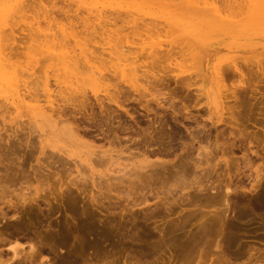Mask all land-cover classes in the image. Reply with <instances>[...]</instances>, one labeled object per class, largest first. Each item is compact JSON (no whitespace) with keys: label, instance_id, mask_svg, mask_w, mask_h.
<instances>
[{"label":"bare ground","instance_id":"1","mask_svg":"<svg viewBox=\"0 0 264 264\" xmlns=\"http://www.w3.org/2000/svg\"><path fill=\"white\" fill-rule=\"evenodd\" d=\"M173 1L61 0V3H66L76 17L83 21V29L79 31L77 28L80 25L77 26L72 21L57 22L53 16L55 11L49 8L51 4L55 6L53 0H0V108L4 107V111H0V123L6 122L8 118L13 121L22 117L35 122L36 125L32 124L30 129L39 132L37 137L34 136L38 139L28 140L27 133H24L26 137L23 136V139L29 141V158L36 152L45 155L47 144L53 143L55 138H62L63 134L75 140L80 137L79 132L70 126L67 129L58 127L64 114L61 113L60 102L66 105L72 100L84 98L89 91L99 97V92L102 91L106 93L107 101L118 103L116 98L119 94L116 96L113 92H121L124 87L120 84L118 86L119 81L115 84L111 81L123 79L122 81L138 91L147 82V73L156 68L161 73L166 72L172 65L171 72L191 71L188 77L182 79H177V74L176 82L188 89L189 93V89L195 87L197 95L194 93V96L197 97H194V107L201 106L197 113L208 112L210 116V121L207 122L208 120L202 118L204 115L185 114L178 109L177 104L171 102V108H176L172 110L174 116H170L177 127L173 135L174 141L175 137L178 139V145L173 140H163L164 137L159 139L154 128L156 121L153 120L154 129L150 128L152 125L149 128L155 130L154 134L152 131L148 132L147 127V130L144 129L147 133L141 134L140 139H130L132 135H128L129 140L120 139L121 136L112 130L111 133L116 136L110 137L113 138L110 142L114 144L117 140L119 144H116L120 148L109 146L110 149H103V144L97 153L89 149L86 158L72 160L78 173L73 178L69 177L74 173V166L70 164L73 167L71 171V167H66L68 164L64 157L60 159V152L63 150L50 151L42 159L44 162H40L41 157L38 154L36 157L34 155L37 165L29 162V187L21 188L20 192L7 199L4 194L8 189L2 181L7 180L14 184L18 176L14 177L16 173H11L13 176L1 175L0 264H53L51 260L54 264H119L121 254L127 250L136 254L132 253V258L137 255L147 258L153 257V253L156 254L157 250L163 248L172 252L168 262L164 264H202L208 249L215 250L216 253L212 264H264V59L255 61L250 54L253 61L240 63L237 61L239 55L236 58L227 55L238 53L239 50L247 52V48L264 47V0H254L251 3L246 0L251 9L248 25L227 18L220 8L221 0H183L191 8L195 7L197 13L201 14L198 17L177 12ZM153 7H157L155 9L159 12L146 10ZM191 8L188 10L191 11ZM118 11H126L129 13L127 18L131 17L124 20L126 26L121 30L115 29L118 21L114 15ZM135 13L140 17H134ZM145 17L162 19L165 28L179 32V37L189 40L187 43L192 39L198 41V46L192 48L191 43L187 44V48L182 47L175 51V42L165 43L161 37L162 29H156L157 25L152 22L140 21ZM130 36H134L136 41H131L128 38ZM262 50L264 52L263 48ZM256 54L262 53L255 52ZM140 57L151 60L150 69L147 64H139ZM42 60L47 61V64ZM40 61L44 66L37 67ZM157 80L155 79L156 82ZM126 89V92L129 91ZM185 95L183 100H189L191 95L188 94L187 99ZM194 98L190 100L193 102ZM114 111L110 113L113 118ZM215 112L219 114L216 120L213 117ZM159 113V116L164 115V112ZM106 115L108 121L109 117ZM209 123L211 127L207 128ZM249 125L257 130L250 131ZM18 126H11L12 134L18 133ZM46 126L50 127L49 133ZM127 126L130 125L127 123ZM120 128L124 130L125 127ZM163 131L162 134L167 132L164 129ZM129 132L131 133L130 130ZM129 132L126 133L125 130L126 135ZM12 134L7 136L8 140L13 138ZM100 134L103 136L101 132L98 136ZM3 138L7 140L2 136L0 141ZM17 138L19 139L18 136ZM130 140L133 141L137 154L130 152V156H127L125 151H129L132 146L125 145L124 148L122 143H129ZM179 140H182L181 143ZM2 144L0 164L8 161L3 148L6 145L4 142ZM9 145L11 150L13 145ZM84 145L92 147L89 144ZM193 146L196 147L197 156L191 155ZM119 152H125L126 155L120 157ZM238 153L241 156L236 157ZM92 155L95 158H91ZM137 155L144 157L139 163L132 161ZM57 156L59 160L53 162L51 159ZM126 156L128 159L125 160ZM67 157L71 156L68 154ZM257 159L263 160V163L256 164ZM116 165L117 168L114 167ZM99 167H106V170H99ZM2 176H5L4 180ZM90 184L100 188L99 184H107L104 187L107 195L104 192L102 194L109 200L108 198H114L111 195L114 193L115 202L121 200L122 205L123 202L126 203L123 206L127 208L128 215L134 213L131 211L133 207H144L145 212L142 211L146 221L154 219L156 211L159 210L158 203L168 210L167 216L169 212L172 214V210H175L173 208L179 203H185L186 206L189 204L194 209L186 210L187 212L180 215L181 218L176 217V221L167 222L164 218L161 219L167 223L155 227V231L140 232L134 221L130 225L127 224L131 222L127 221V226L117 227L115 221L111 220L113 217L107 223L84 207L78 214L80 220L75 226L59 224L57 229H51L52 225H49L50 230L47 229L46 232L31 235L29 231L31 234H20L27 229L23 217L29 218L33 214L34 206L40 209L42 215L46 213L43 216L47 218L54 214L49 196L55 192L67 196L66 210L74 215L72 204L80 195L88 192ZM92 189L89 190L91 194ZM191 190H194L193 194ZM76 192L79 194L76 195ZM96 194L94 195H101L100 192V195ZM95 196L91 199L94 202L98 201ZM156 199L154 203L151 202ZM110 201L112 204V199ZM99 202L100 200L96 202L97 205ZM100 203L102 208L98 207L103 209L104 201ZM114 207L116 210V205ZM109 208H106L108 213L115 211L110 209V212ZM157 214L162 217L161 213ZM8 221H14V224L7 223ZM196 223L197 226L194 227ZM250 224L254 226L249 228ZM156 234L159 236L156 237ZM249 236L254 238L246 240L245 237Z\"/></svg>","mask_w":264,"mask_h":264},{"label":"rangeland","instance_id":"2","mask_svg":"<svg viewBox=\"0 0 264 264\" xmlns=\"http://www.w3.org/2000/svg\"><path fill=\"white\" fill-rule=\"evenodd\" d=\"M225 1V2H224ZM228 1H229V3H228ZM241 1V2H240ZM254 0H248V2H253ZM53 2H55V6H52L53 4H51V6L49 7V8H53V12H54V14H53V16L56 18V20H57V22H62V20H63V22H68V21H72V22H74L77 26L78 25H80L79 26V28H77V30H79V31H81L82 29H83V25H82V20L81 19H78L77 17H76V15H75V13H74V11L66 4V3H64V2H62L61 3V0H53ZM56 2H58V3H56ZM59 2L61 3V4H59ZM231 2H233V4L231 3ZM64 3V4H63ZM183 2V0H174L173 1V5H174V8H175V10L177 11V12H179V13H182V14H187V15H191V16H194V17H198V16H200L201 14H199V13H197V11H196V9H194L195 7L194 6H192V8H191V6L189 5V4H186V3H184ZM225 3H226V6H225ZM231 3V4H230ZM235 3V4H234ZM67 6H66V5ZM230 4V5H229ZM238 4V5H237ZM243 4V5H242ZM63 5V6H62ZM219 5H220V8H222L221 10H222V13L227 17V18H229V19H233V20H235V21H237V22H241V23H244V25H248V21H249V18H250V16H251V9H250V4L249 3H247V1L246 0H221V2L219 3ZM224 5V6H223ZM232 5V6H231ZM57 6V7H56ZM231 6V7H230ZM233 6H234V8H233ZM237 6V7H236ZM239 6V7H238ZM69 7V8H68ZM189 7V8H188ZM235 7L237 8V9H235ZM155 8H157V7H153V8H147L146 10H148V11H153V12H159V10H157V9H155ZM191 8V11L192 10H194V11H189L188 9H190ZM248 8V9H247ZM55 9V10H54ZM68 9V10H67ZM224 10V11H223ZM250 10V11H249ZM62 11V12H61ZM59 13H61L60 15H59ZM63 13V14H62ZM55 14H57V15H55ZM139 14H141V13H139ZM59 15V16H58ZM129 15V13H127L126 11H118L117 13H115V15H114V17H117V25L115 26V29H117V30H121V29H124V27L126 26V22H124V20H129V19H131V17H128L127 18V16ZM235 15H236V17H235ZM80 17V16H79ZM134 17H140V15H138L137 13H135V15H134ZM234 17V18H233ZM75 18V19H74ZM61 19V20H60ZM156 19V20H155ZM155 19H151V18H149V17H145V18H143V19H141L140 21H144V22H152L153 23V25H157V27H156V29H162L163 31H162V38L165 40V43H168V42H170V41H174L175 43H174V47L176 48L175 49V51H179L182 47H186L187 46V44L189 45V44H191L192 43V48H195L196 47V45L198 46V41H196V40H191L190 42H188L187 43V41H189V40H185V39H182L181 37H179V32H175L173 29H171V28H165V25H164V23H162V19H160V18H155ZM79 22H81V23H79ZM121 22V23H120ZM124 33H125V31H123ZM169 34V35H168ZM128 38H130V40L131 41H133V42H135L136 41V39H135V37L134 36H130V37H128ZM132 38H133V40H132ZM98 40H100L99 38H98ZM183 42H182V41ZM178 41V42H177ZM193 41L194 42H196V43H193ZM124 42H126V41H124ZM181 42V43H180ZM74 42H72V44H73ZM176 43H177V45H176ZM180 45H179V44ZM195 44V45H194ZM184 45V46H183ZM134 46V45H133ZM169 48H171V47H169ZM168 48V49H169ZM187 48V47H186ZM262 48L264 49V47H253V48H250V49H246V51L247 52H242V50H239V52L238 53H232V54H227L228 56L229 55H231V56H234L233 58H236V57H238V55L240 56V57H238L239 59H237V61L238 62H242V63H246V62H250L251 60H252V58H250V56L251 57H253V59H255V61H257V60H262V59H264V52H263V50H262ZM262 52H261V51ZM136 52V51H135ZM255 52L257 53V52H259V53H262L261 55L260 54H256L255 55ZM251 54V55H250ZM249 56V57H246V56ZM254 55V56H253ZM242 56H244L245 57V59L242 57ZM43 58V57H42ZM244 59V61H243V59ZM249 58H250V60H249ZM140 59L141 60H139V64H147L148 65V69H150L151 67H150V59L148 58H145V57H140ZM248 59V60H247ZM41 60V59H40ZM44 60V59H43ZM42 60V61H43ZM230 60V59H229ZM242 60V61H241ZM42 61H40L39 63H38V65H37V67H42V66H44V65H42ZM147 61V62H146ZM246 61V62H245ZM253 61V60H252ZM43 63L44 64H47V61L45 62V61H43ZM41 64V65H40ZM173 68V65L170 67V68H167L165 71L166 72H159L158 71V68H156L157 69V71H156V69L155 70H152V71H149L148 73H147V76H148V80H147V82L145 83V85H144V87L143 88H141V90H135L132 86H130L128 83H126L125 81H122L121 79H118V80H113V81H111V83L113 82L114 84L115 83H118V81H119V83H118V86L120 87V85H121V87H124V88H122L123 89V91H119V92H113L114 94H116V96H117V98H116V101H118V103H115V102H113V101H111V102H109V101H107V95H106V93L105 92H102V91H100L99 92V97H96V95H94L93 94V92H91V91H89L87 94H86V96L84 97V98H78V99H75V100H77L76 102H75V100H72V101H70V103H67L66 105H63V104H65V103H63V102H60L59 103V105H60V110H61V113L63 114L62 115V117H61V123L59 124V128H61V127H65L66 129L67 128H70V127H72V128H74L75 130H76V132L79 134V138L78 139H74V138H72V137H70V136H68V135H66V134H63V137L62 138H55L54 139V142L53 143H49V144H47V146H46V154L44 155V154H40L39 155V153L38 152H36L35 154H33L32 156H33V158H32V156L29 158V141H26L25 139H23V136L24 137H28V140H30V141H36L38 138H35V137H37L38 136V134H39V132L38 131H33L32 129H30V127H32V124H34V125H36L35 124V122L34 121H32V120H30V119H28L27 117H22V118H16V119H14L13 121H10L9 120V118H8V120L6 121V122H1L0 123V137L2 138V136L3 137H5V138H7V136L8 135H11L13 132V130L11 129V126H14L15 128H16V126H17V124L19 125L18 127H17V132L18 133H15L16 135H14V134H12V136H13V138L11 137L10 139L11 140H13V141H11V140H8V138H7V140H4V138H3V140H1L0 141V144H2V142H4V145H6V146H4L3 148H4V150H6V152L5 153H7V154H5L4 153V155H6L7 157V159H8V161L7 160H5V162H3V164L1 163L0 164V176L1 175H11V173H16L15 174V178H16V176H18L17 178L18 179H16V181L14 182V184H11V183H8V181L7 180H4V177L5 176H2L3 177V179L2 180H4V181H2V184H4V185H6L7 186V189L8 190H6V192H5V194H4V196H5V199H7V198H9V196H14V194L16 195V192L18 193V192H20L21 191V188H24V187H29V162H31V164L33 165H37V162H36V158H34V155H35V157L37 156V154H38V156H39V158H40V162L42 161V162H44L45 160H42V159H45V157L44 156H46L47 155V153H48V155H49V153H50V151H52V152H58L60 149L61 150H63V151H61L60 152V154H62V157H60V154L58 155L59 157H60V159H62L63 157V159H65L66 160V163L68 164V165H66V167L68 166L69 168L71 167V169H69V170H71L72 171V169H73V167L72 166H70V164L71 165H73L74 166V168H75V163H74V161H72V160H79L80 158H86L87 157V154H88V151H89V149L90 150H92V151H94L95 153H97L98 151H100L101 149H99L103 144V146L101 147V148H103V149H110V147L109 146H116L115 148L116 149H118V148H120L119 146L120 145H117V144H119L118 143V141L116 140V142L114 143V142H112V143H114V144H111V142H110V140H112L116 135H118V136H121L120 137V139H125V140H129V137H130V135H132L131 137H130V139L133 137V139H135L136 137H137V139H140V135L142 134V135H145L146 133H147V131L149 132V131H152V129H156V132H157V134L159 135H156V133H155V135L156 136H158L159 137V139L160 138H162V137H164V138H162L163 140H166V141H169V139L170 140H173V142L176 144V145H178L179 144V142H178V139L175 137V140L176 141H174V129L175 128H177L176 126H175V124L173 123V120L171 119L172 117L170 116V115H172V116H174V113H173V111H174V109H176V108H174L173 106H172V108H171V102L172 103H175V104H177V107H178V109H180L181 111L183 110V112L186 114H192V113H194V115H200V116H202V115H204V116H202V118L204 119V120H208L207 122H209L210 120H209V113L208 112H201V113H197L198 111H197V109H199L201 106H197V107H194V105H195V98L197 97H195L194 95L196 94L197 95V93L195 92V87H192V88H190L189 89V91H191V93H189L188 92V89H186L185 87L183 88L179 83H177L176 82V78H175V76L177 75V74H179V76L177 77V79L179 78V79H182V78H185V77H188L189 76V74L191 73V71H185L184 73H179V72H177V71H170V69H172ZM158 72V73H157ZM37 73H39V72H37ZM155 73H157L158 75H155ZM166 73V74H165ZM170 75H169V74ZM160 74V75H159ZM162 75V76H161ZM167 75V76H166ZM152 76V77H151ZM157 77H159V78H157ZM152 78H154V79H152ZM162 79V81H161V79ZM167 78V80H165ZM155 79H160L159 81H161V82H159L158 80H157V82H158V84H157V82L155 81ZM154 82H153V81ZM150 81V82H149ZM165 81H166V83H165ZM122 82V83H121ZM156 82V83H155ZM176 82V83H175ZM112 83V84H113ZM155 83V84H154ZM120 84V85H119ZM150 84V85H149ZM177 84V85H176ZM123 85H125V86H123ZM157 85H159V86H157ZM162 85V86H161ZM127 86V87H126ZM164 86H166L165 88H163ZM111 89H113L112 87H110ZM127 88V89H126ZM129 88V89H128ZM183 88V89H182ZM121 89V90H122ZM124 89H126V90H129V91H125ZM180 89H181V93H183L184 91V93L183 94H181L180 93ZM186 89V90H185ZM192 89H194V90H192ZM184 90V91H183ZM125 91V93H122V92H124ZM183 91V92H182ZM188 92V94H192V92H193V96L191 95V97L190 98H188L189 97V95L188 94H186L185 95V93H187ZM174 94H173V93ZM102 93V94H101ZM122 93V94H121ZM195 93V94H194ZM113 94V95H114ZM122 97H121V96ZM166 95V96H165ZM175 96L174 98H175V100H174V98L172 97V96ZM184 95H185V97H186V99L188 98L189 100H183V99H185L184 98ZM187 95H188V97H187ZM128 96H129V98H128ZM165 96V97H164ZM101 97V98H100ZM166 97H167V99H166ZM171 97V98H170ZM195 97V98H194ZM85 98H86V100H85ZM104 98V99H103ZM107 98V99H106ZM162 98H164V99H162ZM191 98H194V100H193V102L190 100ZM88 99V100H87ZM100 101H99V100ZM171 99V100H170ZM81 100H82V102H81ZM85 100V101H84ZM162 100H164V101H162ZM162 101V102H161ZM169 103H168V102ZM102 102V103H101ZM120 103V104H119ZM164 103V104H163ZM168 103V104H167ZM190 103V104H189ZM193 103V104H192ZM122 104H123V106H122ZM186 105V106H185ZM151 108V109H148L149 107ZM164 106V107H163ZM170 106V107H169ZM183 108H182V107ZM191 106V107H190ZM192 106H193V108H192ZM204 106V105H203ZM108 107H109V109H111V110H109L108 109ZM146 107V108H145ZM161 107V108H160ZM187 107V108H186ZM63 108V109H62ZM171 108V109H170ZM4 111V107H2V108H0V111H2V110ZM159 109V110H158ZM194 109H195V111H194ZM107 110H109V111H107ZM115 110V111H114ZM148 110V111H147ZM149 110H150V112H149ZM173 110V111H172ZM187 110H189L190 112L188 113V112H186ZM193 110V111H192ZM63 111V112H62ZM110 111H112V112H110ZM113 111L116 113V111H117V113L115 114L114 113V115H112V116H114L115 118H113V117H111V115H110V113H113ZM162 111V112H161ZM107 112V113H106ZM158 112H160V113H163L164 115H158ZM156 113V114H155ZM159 113V114H160ZM172 113V114H171ZM206 113V114H205ZM108 115V117H109V120L107 121L106 120V118L107 117H105V115ZM147 114V115H146ZM202 114V115H201ZM106 115V116H107ZM110 115V116H109ZM116 115V116H115ZM156 115V116H155ZM167 115H169V116H167ZM193 115V114H192ZM150 118H148V117ZM218 116H219V114L217 113V112H215L214 113V115H213V117H214V119L216 120L217 118H218ZM155 117H156V119H155ZM164 118V120H163V118ZM168 117V119L166 120V118ZM2 116L0 115V120L2 121ZM67 120H66V119ZM69 118V119H68ZM155 120H154V119ZM158 118H160V120L158 119ZM161 118H162V120H161ZM112 119V120H111ZM149 119V120H148ZM169 119H171V120H169ZM70 120V121H69ZM151 120V121H150ZM152 120H153V122L154 121H156L155 122V127H154V123L152 122ZM68 121V122H67ZM120 121H121V124H120ZM123 121V122H122ZM150 121V122H149ZM158 121H161V122H158ZM167 122V125L165 126V123ZM169 121V122H168ZM69 124H67V123ZM71 124H70V123ZM119 122V123H118ZM125 122V123H124ZM148 122V123H147ZM153 124H152V123ZM164 122V123H163ZM22 123V124H21ZM127 123H128V125H130V126H127ZM168 123H169V125H168ZM1 124H3V125H1ZM14 124V125H13ZM120 124V126L119 127H117L118 125ZM123 124H126V126L127 127H130V128H127L126 126H124ZM164 126V127H162V125ZM123 125V126H122ZM132 125V126H131ZM149 125H152L150 128H152V129H150L149 128ZM173 125V126H172ZM7 126H8V128H7ZM66 126H68V127H66ZM70 126V127H69ZM134 126V127H133ZM188 126H190L189 124H188ZM191 126H192V124H191ZM120 127H125V128H127V129H129L130 131H131V133L129 132V130H127V129H125L124 128V130H121V128ZM132 127V128H131ZM146 127V128H145ZM147 127H148V129L149 130H147ZM154 127V128H153ZM167 127V128H166ZM172 127V129H170ZM211 127V124L209 123V125L207 126V128H210ZM24 128V129H23ZM46 130L48 131V133L50 132V127L49 126H46ZM161 128H163L165 131H167V132H165V133H163L162 134V131H163V129H162V131L160 132V130L159 129ZM166 128V129H165ZM6 129H8V130H6ZM11 129V130H10ZM73 129V130H74ZM120 130L119 132H117L118 130ZM133 129H136L138 132H140V134L138 133V132H135V130H133ZM144 129H146V130H144ZM78 130V131H77ZM113 130V132H115L116 133V135H114L113 134V132L111 133V131ZM125 130H126V133H127V131L129 132V134H125ZM134 132H133V131ZM184 130V129H183ZM249 130L250 131H252V132H254V131H256L257 129L254 127V126H250L249 125ZM103 131H105V133H103ZM108 133H110V134H108ZM124 131V132H123ZM143 131V132H142ZM154 132H155V130H153ZM152 131V134H154V132ZM172 131V132H171ZM12 132V133H11ZM32 132V133H31ZM83 132H84V134H83ZM86 132H88V133H86ZM102 133L103 134V136L100 134V136H98V134L99 133ZM144 132H146V133H144ZM164 132V131H163ZM27 133V135L25 136V134ZM37 135H36V134ZM138 133V134H137ZM160 133L163 135H160ZM29 134H30V136H29ZM35 134V135H34ZM82 134V135H81ZM89 134V135H88ZM106 136H105V135ZM109 136H108V135ZM134 134V135H133ZM136 134L137 135H139V136H136ZM164 134H165V136L167 137H165L164 136ZM2 135V136H1ZM31 135H33V136H31ZM85 135V136H84ZM86 135H88V136H86ZM113 135H114V137H113ZM125 135V136H124ZM128 135H129V137H128ZM17 136L19 137V139L17 138ZM35 136V137H34ZM127 137V139L126 138H123V137ZM171 136V137H170ZM29 137H30V139H29ZM33 137H34V139H33ZM109 137V138H108ZM110 137H113V138H110ZM141 137H144V136H141ZM32 138V139H31ZM106 140H105V139ZM183 138H185V137H183ZM183 138H182V140H183ZM161 139V140H162ZM16 140V141H15ZM26 142H25V141ZM181 140V141H182ZM69 141V142H68ZM88 143H87V142ZM180 141V140H179ZM181 141H180V143H181ZM12 142V143H11ZM25 142V143H24ZM110 142V143H109ZM133 141L132 140H130L129 141V143L127 142H123L121 145H122V147H124L125 148V145H130V146H132L131 147V149L129 150V151H125L126 152V154L128 153V155L127 156H130V152L131 153H133V154H137L136 152V150L134 149L135 147V145H133V143H132ZM162 142H164V141H162ZM9 143L10 144H12L13 145V147H12V149L11 150H9L10 149V147H8V146H10L9 145ZM15 143V144H14ZM22 143V144H21ZM27 143V144H26ZM93 143V144H92ZM106 143H109V145H107ZM117 143V144H116ZM84 144H89V145H91L92 147H89L88 145H84ZM106 144V145H105ZM3 145V144H2ZM22 145V146H21ZM27 145V146H26ZM95 145V146H94ZM101 145V146H100ZM97 146V147H96ZM96 147V148H95ZM194 147V146H193ZM8 148V149H7ZM113 150H116L114 147H111ZM195 148V149H194ZM194 148H192L191 150L193 151L192 152V154L191 155H193V154H195L194 156H197V151H195L196 150V147H194ZM194 149V150H193ZM9 150V151H8ZM98 150V151H97ZM134 152H133V151ZM190 150V151H191ZM125 152H123V153H121V152H119L120 153V157L122 156H125L126 154H125ZM119 153L117 154V153H114V154H116V155H119ZM70 155L71 157L70 158H68L67 157V155ZM123 154V155H122ZM241 156V154L240 153H238V154H236L235 156L236 157H238V156ZM58 156L57 157H55L54 159L52 158L51 160L53 161V162H55L57 159L59 160V158H58ZM126 156V158L124 157V159L126 160V159H128V157ZM193 156V157H194ZM91 158L93 157V158H95V156L94 155H92V156H90ZM75 158V159H74ZM140 158V159H139ZM144 159V157H142L141 158V156L139 157L138 155H137V158L136 159H134V160H132V161H135V162H141L142 160ZM65 160L63 161V162H65ZM68 160H70V162H67ZM141 160V161H140ZM154 160V159H153ZM33 161V162H32ZM50 161V160H49ZM39 162V161H38ZM84 164H86L85 162H83ZM259 163H263V160H259V159H257V163L256 164H259ZM117 166L118 165H116V166H114L115 168H117ZM82 166H80V169H82L81 168ZM113 167V169H115ZM106 167H99L98 169L99 170H106L105 169ZM22 169H25V170H22ZM83 170V169H82ZM7 171H8V173H7ZM22 171H24V172H22ZM73 174L69 177V178H73V177H75L78 173H77V168H75V169H73ZM7 173V174H6ZM96 173H98V171H96ZM14 175V174H13ZM13 175H11V176H13ZM1 177V178H2ZM65 177V176H64ZM106 178V177H105ZM100 186H101V188L99 187V186H97V185H95L94 187L90 184V188L88 187V189L90 190V189H92V188H94V190L92 189V194H91V192L88 190V192H86L85 194H82V195H80L79 197H78V199L77 200H75V202L72 204L73 205V207H74V209H75V214L73 215H71L67 210H66V205H67V203L68 202H66L67 201V196L66 195H64V196H61L60 194H58V193H54V195H52V196H49V200H50V204H51V207H52V209L54 210V214L52 215L51 214V216H49V218H47V216H43V215H45L46 213H43V215H42V212H40V209H38L36 206H34L33 207V214L28 218V216H25V217H23V220H25V223H26V227H27V229L26 230H22V232L20 233L21 235H24V234H27V233H29V231L32 233H29V234H31V235H33L34 233H39V232H46V230L48 229V230H50L49 229V227L51 228V229H57L58 228V225L59 224H62L63 226H75L77 223H78V221L80 220V216L78 215L83 209H84V207L86 208V210L88 211V212H90V213H93V214H95V215H97V217L98 218H100V220H105L106 222L107 221H109L110 219H111V217H113V219H111V220H113V221H115L114 222V224L117 226V227H119V226H122V227H124V226H127V225H130V224H132V222L134 221L135 223H136V225H137V230L138 231H140V232H144L145 230H153V231H155V227H161L162 225H164V224H166L168 221H176V220H178L177 218L179 217V218H181L180 217V215L182 216L183 214H184V212L187 210V211H189L190 209L191 210H193L194 209V207L193 206H189V204H188V206H186V204L184 203V204H182V205H180L181 203H179V205L178 206H176V207H174L173 209H175L174 211L172 210V214L169 212V216H167V209H163V207L165 208V206L163 205V204H159L158 203V209L160 210H157L156 212L157 213H161L160 215L162 216L161 218H160V216H158L159 214H157L156 213V216H158V217H154V219L152 218H150V220L148 219V221H146V219H144V214H143V211L145 212V210H144V207L142 208L141 206H136V207H133L132 208V210L131 211H133L134 213L133 214H130L129 212V215L127 214V208H125L124 206H125V204L126 203H124L123 201V205H122V203H120L121 202V200H120V202H119V200L117 201V202H115L116 200V195L114 194V193H111V195L113 196L114 195V198L113 197H111V198H108L109 200H107L106 198H105V196H104V194L105 195H107V193H105V191H106V189L104 188L107 184H103V185H101V184H99ZM97 186V187H96ZM99 187V188H98ZM102 188H104V191H103V189ZM101 189H102V191H101ZM20 190V191H19ZM192 192V194H193V191L194 190H191ZM98 192V193H97ZM99 192L101 193V195H103V196H101L100 194H99ZM104 192V194H102ZM107 192V191H106ZM98 194V195H100V196H95L94 194ZM79 194V192H76V195H78ZM96 194V195H97ZM85 195L86 196H88L89 195V197H85ZM83 196L85 197L84 198V200L82 199L83 198ZM92 196H95V198L96 199H98V201L100 200V202L101 201H104V205H103V209H101L102 207V204L99 202V205H97V203H98V201H96V202H94V201H92L91 199H92ZM98 197V198H97ZM101 197H102V199H101ZM103 197H104V199H103ZM112 199V204H110L111 203V200ZM115 201H114V200ZM110 201V202H109ZM114 201V202H113ZM155 201H157V199L156 200H153V201H151L152 203H154ZM94 203V204H93ZM114 203H117V204H115L116 205V210L114 209L115 207V205H113ZM101 204V205H100ZM109 204V205H108ZM120 204L123 206H121L120 207ZM106 205H107V207H106ZM111 205H113V210H115V211H113L112 210V206ZM119 205V206H118ZM161 205H162V207H161ZM98 206H100V207H98ZM109 206H110V208H109ZM118 206V207H117ZM143 206V205H142ZM44 207V206H43ZM121 209H120V208ZM155 207V206H154ZM160 207H161V209H160ZM106 208H109V210H110V212H112V213H108L107 212V210L108 209H106ZM123 208H125L124 210H123ZM142 208V209H141ZM186 208V209H185ZM45 209H47V208H45ZM89 209V210H88ZM118 209V210H117ZM134 209V210H133ZM202 209H204V210H207L206 208H203L202 207ZM102 210H104V211H102ZM121 210H122V212H121ZM143 210V211H142ZM147 210V209H146ZM167 210V211H166ZM101 211V212H100ZM106 211V212H105ZM126 211V212H125ZM142 211V212H141ZM180 211V212H179ZM186 211V212H187ZM47 212V211H46ZM136 212V213H135ZM162 212H165V213H162ZM109 215H108V214ZM114 213H116V214H114ZM128 215V217H127V215ZM170 214H171V216H170ZM232 215V214H231ZM125 216V217H124ZM132 216V217H131ZM165 216V217H164ZM134 217V218H133ZM137 219H136V218ZM173 217H174V219H173ZM177 217V218H176ZM47 218V219H46ZM106 218H109L108 220H106ZM130 218L132 219V220H130ZM156 218H157V220H156ZM165 219V221L167 220V222L165 223V221H162V220H164ZM170 218H172V219H170ZM128 219V220H127ZM134 219V220H133ZM136 219V220H135ZM144 219V220H143ZM160 221H159V220ZM162 219V220H161ZM104 221V222H105ZM131 222V223H128V222ZM48 222L50 223V224H48ZM105 222V223H106ZM195 222H197V220H195ZM194 221H193V223H195ZM7 223H11V224H14V221L12 222H10V221H8ZM108 223V222H107ZM126 223H128L127 225H126ZM162 224V225H161ZM50 225V226H49ZM2 226V222H0V227ZM48 226V227H47ZM97 226L99 227L100 226V224H97ZM197 226V223H196V225H194V227H196ZM254 226V224H250L249 225V228H251V227H253ZM116 227V228H117ZM115 228V229H116ZM253 231V230H252ZM72 236H73V238H74V233L72 234ZM159 236V235H158ZM157 236V234H156V237H158ZM252 238H254V237H252V236H249V237H245V239L247 240V239H252ZM255 238H257L256 236H255ZM258 239V238H257ZM72 241H73V239H72ZM166 249V248H165ZM164 248L163 249H161V250H157L155 253L156 254H152L151 256H153V257H147L148 258V260H147V258H145L146 256H142V257H140V255H137V257H133L132 258V253L134 254V255H136L134 252H131V251H129V250H127V251H125V252H123V254H121V256H120V262H119V264H132V263H136V264H150L152 261H153V263H151V264H164V263H167L168 262V258H169V256H170V254L172 253L171 251V253L169 252V250H165ZM160 252V253H159ZM164 252V253H163ZM166 253V254H165ZM140 257V258H139ZM216 258V253H215V250H213L212 251V249H208L207 251H206V253L204 254V256H203V259H202V264H212V262H213V260ZM155 260V261H154ZM148 262H150V263H148ZM51 263H53L54 264V261L53 260H51ZM214 263H216V261L214 262Z\"/></svg>","mask_w":264,"mask_h":264}]
</instances>
